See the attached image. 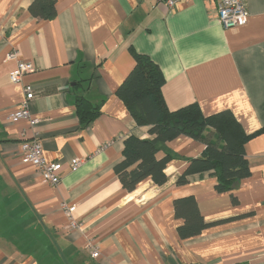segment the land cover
Returning a JSON list of instances; mask_svg holds the SVG:
<instances>
[{
  "label": "crops",
  "instance_id": "obj_1",
  "mask_svg": "<svg viewBox=\"0 0 264 264\" xmlns=\"http://www.w3.org/2000/svg\"><path fill=\"white\" fill-rule=\"evenodd\" d=\"M32 1L0 0V264H264V0H245L247 22L232 28L218 21L217 0H56L46 20L28 12ZM132 52L159 67L169 110L197 103L204 116L232 113L248 136L247 177L224 192L210 171L177 185L205 148L178 136L158 144L156 156H170L164 184L122 188L114 167L125 140L154 136L115 95ZM17 60L32 70L12 83ZM23 84L34 91L32 129L7 119ZM77 97L99 108L88 124L76 116ZM204 135L215 140L212 129ZM32 138L48 163H61L55 185L20 159V142ZM186 197L207 226L180 238L174 202Z\"/></svg>",
  "mask_w": 264,
  "mask_h": 264
},
{
  "label": "trees",
  "instance_id": "obj_2",
  "mask_svg": "<svg viewBox=\"0 0 264 264\" xmlns=\"http://www.w3.org/2000/svg\"><path fill=\"white\" fill-rule=\"evenodd\" d=\"M56 0H33L28 12L35 18L52 19L56 15ZM135 63L115 91L125 104L135 123L148 126L151 139L129 136L122 150L123 159L114 167L122 188L128 193L150 180L155 185L166 182L164 170L170 161L169 155L156 156L158 144L178 136H187L205 143L203 153L188 161L184 171L176 179L177 185L187 182V176L210 171L217 180L218 192L231 190L234 181L250 174L244 144L248 136L232 113L223 110L204 116L197 103H190L176 110H169L164 102L161 87L162 73L154 61L144 54L132 52ZM74 108L80 123H90L99 114V108L84 97H77ZM215 132V140L204 135L205 130ZM175 214L183 218L177 228L180 238L198 235L206 226L194 197L177 199Z\"/></svg>",
  "mask_w": 264,
  "mask_h": 264
},
{
  "label": "built area",
  "instance_id": "obj_3",
  "mask_svg": "<svg viewBox=\"0 0 264 264\" xmlns=\"http://www.w3.org/2000/svg\"><path fill=\"white\" fill-rule=\"evenodd\" d=\"M160 1V0H158ZM168 6H172L179 0H164ZM217 19L224 28H232L244 25L247 22V10L245 0H217ZM15 51L7 54L8 59H17ZM32 70V64L29 62L17 60L15 69L9 73V80L12 83L22 82L23 76L26 72ZM34 98V91L32 85L23 84V97L19 102L18 107L8 114L7 119L10 122H16L20 119H27L30 128H34L39 119L31 115L29 111V103ZM19 156L21 160L29 162L36 169L37 173L41 176L44 182L55 185L59 181V171L61 163L51 162L48 163L43 153L41 142L32 138L30 140H22L19 144ZM80 164V160L74 159L70 164V169L75 170ZM68 217L73 210V207L64 208ZM70 226L76 228V223L70 221ZM92 257L98 256V251L95 249L91 251Z\"/></svg>",
  "mask_w": 264,
  "mask_h": 264
}]
</instances>
